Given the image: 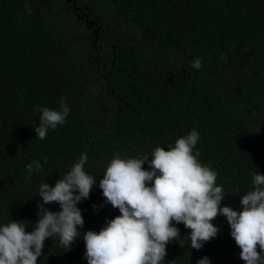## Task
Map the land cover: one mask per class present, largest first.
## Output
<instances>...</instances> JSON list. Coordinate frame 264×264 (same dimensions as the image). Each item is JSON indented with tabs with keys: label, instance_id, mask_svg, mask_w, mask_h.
<instances>
[{
	"label": "trees",
	"instance_id": "1",
	"mask_svg": "<svg viewBox=\"0 0 264 264\" xmlns=\"http://www.w3.org/2000/svg\"><path fill=\"white\" fill-rule=\"evenodd\" d=\"M61 97L63 125L36 139L33 109ZM192 129L198 160L223 185L221 205L238 211L252 173L264 174V0H0V223L31 231L39 184L62 178L81 152L98 180L113 154L167 149ZM33 160L41 168L29 176ZM103 200L94 185L78 202L81 233L119 215L93 208ZM212 223L219 231L199 250L179 241L188 230L176 224L165 264H244L225 218ZM43 245L37 264H86L82 239L68 251L56 238Z\"/></svg>",
	"mask_w": 264,
	"mask_h": 264
},
{
	"label": "clouds",
	"instance_id": "2",
	"mask_svg": "<svg viewBox=\"0 0 264 264\" xmlns=\"http://www.w3.org/2000/svg\"><path fill=\"white\" fill-rule=\"evenodd\" d=\"M191 67L200 69V59L194 58ZM33 111L38 112V123L32 130L43 140L50 129L63 125L70 108L61 97L56 108ZM198 139L192 129L167 149L156 146L150 154L133 157L113 154L98 180L85 171L88 156L81 152L62 178L51 186L39 184L38 219L31 231L25 230L26 221L0 223V264H37L46 238L58 239L66 251L82 239L86 264H165L166 245L179 235L176 224L188 230L179 241L187 239L189 248L199 250L217 235L212 221L218 215L225 218L244 264H264V174L252 173V188L239 196L238 211L222 206L223 185L216 183L215 170L198 160ZM40 168L37 160L25 165L29 176ZM94 185L104 200L93 208L107 203L119 215L105 219L98 231L81 233L83 218L77 204L87 199ZM52 202L58 211L46 207ZM195 264L210 261L200 257Z\"/></svg>",
	"mask_w": 264,
	"mask_h": 264
},
{
	"label": "water",
	"instance_id": "3",
	"mask_svg": "<svg viewBox=\"0 0 264 264\" xmlns=\"http://www.w3.org/2000/svg\"><path fill=\"white\" fill-rule=\"evenodd\" d=\"M67 1H70V0H67Z\"/></svg>",
	"mask_w": 264,
	"mask_h": 264
}]
</instances>
